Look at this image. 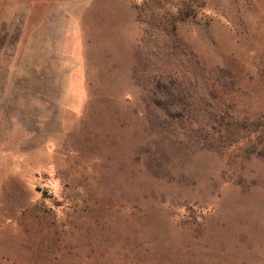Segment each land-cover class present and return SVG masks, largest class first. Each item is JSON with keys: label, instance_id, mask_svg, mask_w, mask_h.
<instances>
[{"label": "rangeland", "instance_id": "obj_1", "mask_svg": "<svg viewBox=\"0 0 264 264\" xmlns=\"http://www.w3.org/2000/svg\"><path fill=\"white\" fill-rule=\"evenodd\" d=\"M0 264H264V0L9 2Z\"/></svg>", "mask_w": 264, "mask_h": 264}, {"label": "crops", "instance_id": "obj_2", "mask_svg": "<svg viewBox=\"0 0 264 264\" xmlns=\"http://www.w3.org/2000/svg\"><path fill=\"white\" fill-rule=\"evenodd\" d=\"M12 0H0V19L3 16L4 10L6 9V6L8 5L9 2Z\"/></svg>", "mask_w": 264, "mask_h": 264}, {"label": "built area", "instance_id": "obj_3", "mask_svg": "<svg viewBox=\"0 0 264 264\" xmlns=\"http://www.w3.org/2000/svg\"><path fill=\"white\" fill-rule=\"evenodd\" d=\"M54 178L53 177H49L46 179L45 185L47 186V188H51L54 185Z\"/></svg>", "mask_w": 264, "mask_h": 264}]
</instances>
